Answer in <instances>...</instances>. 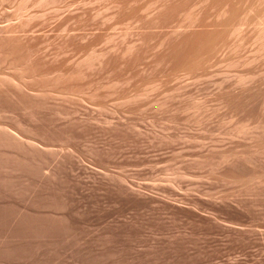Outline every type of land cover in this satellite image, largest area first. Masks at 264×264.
I'll list each match as a JSON object with an SVG mask.
<instances>
[{"label": "rangeland", "instance_id": "374dc122", "mask_svg": "<svg viewBox=\"0 0 264 264\" xmlns=\"http://www.w3.org/2000/svg\"><path fill=\"white\" fill-rule=\"evenodd\" d=\"M0 264H264V0H0Z\"/></svg>", "mask_w": 264, "mask_h": 264}]
</instances>
